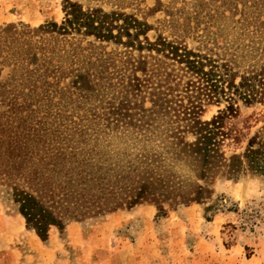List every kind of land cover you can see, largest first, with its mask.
Wrapping results in <instances>:
<instances>
[{
    "label": "rangeland",
    "instance_id": "rangeland-1",
    "mask_svg": "<svg viewBox=\"0 0 264 264\" xmlns=\"http://www.w3.org/2000/svg\"><path fill=\"white\" fill-rule=\"evenodd\" d=\"M76 1L147 24L137 37L123 34L125 40L162 36L240 61L264 45V0ZM63 2L0 0V127L27 124L44 127L48 136L85 137L103 156L123 159L126 152L110 154L102 141L121 128L116 121L127 120L115 108L135 106L136 97L126 92L134 61L152 52L44 27L62 21ZM141 103L150 106V98ZM224 107V101L205 102L201 118ZM236 109L224 122L227 156L243 153L256 133L254 146L264 144V102L239 100ZM246 167L239 177L218 172L212 192L198 201H166L160 210L144 198L68 220L63 228L52 225L46 239L0 185V264H264V168Z\"/></svg>",
    "mask_w": 264,
    "mask_h": 264
},
{
    "label": "trees",
    "instance_id": "trees-1",
    "mask_svg": "<svg viewBox=\"0 0 264 264\" xmlns=\"http://www.w3.org/2000/svg\"><path fill=\"white\" fill-rule=\"evenodd\" d=\"M63 10L60 23L44 27L62 34L82 32L152 52L134 61L132 87L126 92L136 97L135 106L127 109L122 102L114 113L127 118L116 121V127L136 130L144 134L145 143H158L161 148L125 153L123 159L113 160L85 137L48 136L44 127L27 124H19L16 130L0 127V185L7 187L38 236L46 239L52 225L63 228L68 220L132 206L144 198L157 203L160 210L166 201H198L205 192H212L211 182L218 172L239 177L247 164L252 169L264 168V144L254 146L257 133L243 153L227 156L222 148L229 134L224 122L236 113L237 102H264V45L240 61L235 54L222 56L162 36L125 40L123 34L137 37L147 26L129 14L85 7L76 0H64ZM146 97L150 106L141 103ZM222 101L225 107L218 114L209 120L201 118L205 102ZM183 161L193 172L179 177L172 165Z\"/></svg>",
    "mask_w": 264,
    "mask_h": 264
},
{
    "label": "clouds",
    "instance_id": "clouds-1",
    "mask_svg": "<svg viewBox=\"0 0 264 264\" xmlns=\"http://www.w3.org/2000/svg\"><path fill=\"white\" fill-rule=\"evenodd\" d=\"M102 148L110 154L126 152L132 155L141 150L159 151L161 145L154 142H144V134L128 128H120L110 131L102 141ZM172 171L177 176L183 177L192 174L193 169L187 161L178 162L172 165Z\"/></svg>",
    "mask_w": 264,
    "mask_h": 264
}]
</instances>
